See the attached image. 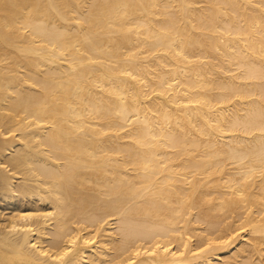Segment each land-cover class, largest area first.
<instances>
[{
    "label": "bare ground",
    "instance_id": "6f19581e",
    "mask_svg": "<svg viewBox=\"0 0 264 264\" xmlns=\"http://www.w3.org/2000/svg\"><path fill=\"white\" fill-rule=\"evenodd\" d=\"M0 264H264V0H0Z\"/></svg>",
    "mask_w": 264,
    "mask_h": 264
}]
</instances>
